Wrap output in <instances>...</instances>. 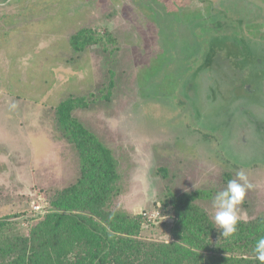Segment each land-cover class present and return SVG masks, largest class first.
Wrapping results in <instances>:
<instances>
[{"label": "rangeland", "instance_id": "1", "mask_svg": "<svg viewBox=\"0 0 264 264\" xmlns=\"http://www.w3.org/2000/svg\"><path fill=\"white\" fill-rule=\"evenodd\" d=\"M69 97L118 160L115 205L144 217L140 238H173L168 192L202 190L214 220L239 171V219L264 217V0H0V218L27 225L79 176Z\"/></svg>", "mask_w": 264, "mask_h": 264}, {"label": "trees", "instance_id": "2", "mask_svg": "<svg viewBox=\"0 0 264 264\" xmlns=\"http://www.w3.org/2000/svg\"><path fill=\"white\" fill-rule=\"evenodd\" d=\"M70 40L73 50H84L83 37ZM77 101L85 100L60 102L57 117L78 151L79 176L51 196V210L23 228L17 219L21 214L0 218V264H260L253 249L264 237V217L239 219L235 234L225 238L199 205L200 189L160 198L162 207L169 206L175 215L172 239L140 238L144 217L115 205L122 193L118 160L72 116Z\"/></svg>", "mask_w": 264, "mask_h": 264}, {"label": "clouds", "instance_id": "3", "mask_svg": "<svg viewBox=\"0 0 264 264\" xmlns=\"http://www.w3.org/2000/svg\"><path fill=\"white\" fill-rule=\"evenodd\" d=\"M236 179L230 180L227 187L216 193L212 205L215 210L214 222L225 238L231 237L237 231L236 225L239 217L237 208L240 205L246 193L254 186L248 181L244 171L236 173ZM255 259L264 264V237H261L254 246Z\"/></svg>", "mask_w": 264, "mask_h": 264}, {"label": "built area", "instance_id": "4", "mask_svg": "<svg viewBox=\"0 0 264 264\" xmlns=\"http://www.w3.org/2000/svg\"><path fill=\"white\" fill-rule=\"evenodd\" d=\"M145 216H147L146 214H144Z\"/></svg>", "mask_w": 264, "mask_h": 264}]
</instances>
